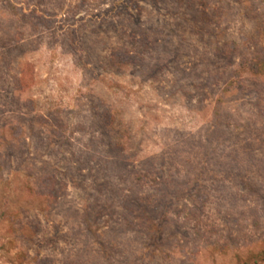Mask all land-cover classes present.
Returning a JSON list of instances; mask_svg holds the SVG:
<instances>
[{
    "label": "rangeland",
    "instance_id": "rangeland-1",
    "mask_svg": "<svg viewBox=\"0 0 264 264\" xmlns=\"http://www.w3.org/2000/svg\"><path fill=\"white\" fill-rule=\"evenodd\" d=\"M263 57L264 0H0V264L259 257Z\"/></svg>",
    "mask_w": 264,
    "mask_h": 264
},
{
    "label": "trees",
    "instance_id": "trees-1",
    "mask_svg": "<svg viewBox=\"0 0 264 264\" xmlns=\"http://www.w3.org/2000/svg\"><path fill=\"white\" fill-rule=\"evenodd\" d=\"M246 62V61H245ZM246 69L255 75H264V57L253 61H247L245 63ZM264 262V251L256 257H251L249 259H245L239 264H260Z\"/></svg>",
    "mask_w": 264,
    "mask_h": 264
}]
</instances>
